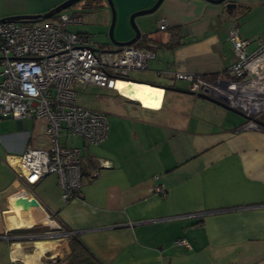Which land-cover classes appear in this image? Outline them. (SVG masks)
Returning a JSON list of instances; mask_svg holds the SVG:
<instances>
[{
  "label": "crops",
  "instance_id": "0c3cea01",
  "mask_svg": "<svg viewBox=\"0 0 264 264\" xmlns=\"http://www.w3.org/2000/svg\"><path fill=\"white\" fill-rule=\"evenodd\" d=\"M63 1L0 0V18L41 14ZM112 1L113 37L127 41L134 34L131 13L156 0ZM99 4L101 14L109 11L104 23L110 25L106 0ZM162 18L167 27L159 30ZM135 22L142 46L154 52L135 76L155 85L159 105L95 88L98 106L89 109L107 114L108 134L92 144L61 133L63 144L81 148L85 169L80 190L67 201L55 175L26 185L3 159L8 173L0 177V264H67L74 234L100 264H264V130H239L242 116L188 93L186 82L172 77L174 71L224 72L234 61L231 23L249 41L247 51L254 50L264 40V0H163ZM104 39L97 43L116 47L108 33ZM14 121L15 130L1 138L4 158L47 144L45 120ZM94 163L109 166H98L90 178ZM21 196L39 203L31 224L17 225L12 215ZM177 238L187 239L191 249L173 244Z\"/></svg>",
  "mask_w": 264,
  "mask_h": 264
},
{
  "label": "built area",
  "instance_id": "2783aa9c",
  "mask_svg": "<svg viewBox=\"0 0 264 264\" xmlns=\"http://www.w3.org/2000/svg\"><path fill=\"white\" fill-rule=\"evenodd\" d=\"M82 22L81 15L65 11L48 19L0 22V121L43 119L48 140L45 146H28L19 154H7L4 161L26 185L55 175L64 201L81 188L82 150L63 144L61 133L92 144L102 142L108 134L107 114L78 105L76 86L93 85L122 93L116 83H133L129 71L145 69L147 61L154 58V52L142 46V38L110 48L88 34L69 30ZM166 27V19H160L158 29ZM228 38L234 61L224 72L203 76L174 71L172 77L186 82L189 92L208 95L241 112L244 122L239 130L262 131L264 126L257 120L264 122V40L247 51L249 41L233 23ZM155 191L164 195L160 186ZM173 244L192 247L185 238H177Z\"/></svg>",
  "mask_w": 264,
  "mask_h": 264
},
{
  "label": "water",
  "instance_id": "95a60500",
  "mask_svg": "<svg viewBox=\"0 0 264 264\" xmlns=\"http://www.w3.org/2000/svg\"><path fill=\"white\" fill-rule=\"evenodd\" d=\"M82 0H65L61 3H59L58 5H56L55 7L51 8L50 10L41 13V14H22V15H13V16H8V17H3L0 18V22H4V21H15V22H21V21H32V20H40V19H48L53 17L54 15L60 13L61 11H64L67 8H70L72 5H74L75 3H78ZM163 0H156L153 5L147 9H141L138 11H135L133 13H131V15L129 16V23L131 28L133 29V36L127 40V41H117L114 37H113V27H114V23H115V18H116V11H115V7L113 4L112 0H106V4L110 9V13H111V21H110V25H109V29H108V38L109 41L112 45L117 46V47H122V46H128L131 45L133 43H135L136 41L140 40L142 38L143 33L141 32L140 28L138 27V25L135 22V17L136 16H141V15H148L153 13L154 11H156V9L160 6V4L162 3ZM209 2H213V3H222L226 0H207ZM231 6V4H227L226 7L229 8ZM134 82H138V83H144V84H148L150 86H155L153 84H149L146 82H142L139 80H133ZM161 88H166L164 86H159ZM188 93H191L188 91ZM197 96L201 99L207 100L209 102H212L216 105H219L237 115H240L242 117H244V115L235 110L230 108L229 106H227L224 102L215 99L213 97H210L208 95L205 94H197ZM264 125V124H263ZM109 164L106 165V167H108ZM15 205L21 207L22 209H26L29 206H38L39 203L38 201L34 198V197H30V198H25V197H17L15 199Z\"/></svg>",
  "mask_w": 264,
  "mask_h": 264
},
{
  "label": "rangeland",
  "instance_id": "374dc122",
  "mask_svg": "<svg viewBox=\"0 0 264 264\" xmlns=\"http://www.w3.org/2000/svg\"><path fill=\"white\" fill-rule=\"evenodd\" d=\"M84 1L85 0L75 3L74 5L71 6V8H67L64 11L70 13L73 8L80 10V8L78 7H81V3ZM98 8L97 7L89 8V9L83 8L80 11L83 15V22L81 24L69 26V30L74 31V29L75 30L81 29L82 31H88L96 42L99 43L101 41L103 42L105 40L104 39L105 35L108 33V29H109V25L107 24L105 25L104 23L106 15H108L109 11L108 13L106 12V14H101ZM105 47L107 46L105 45ZM1 69L2 67L0 66V71ZM136 73L137 72L134 70L129 71L128 78L141 80L135 76ZM96 87L97 86H93V85L76 86L75 90L77 93L76 96L77 104L87 108H96L98 106V102L100 98L99 94H97L99 92L95 90ZM25 122L26 121H24L23 123L25 124ZM15 128H16L15 121L11 118H6L0 121V177L3 176L5 178L8 173L7 168L4 166V162H3L5 150L7 149H5L3 142L1 141V138L7 137L8 133L15 130ZM2 181L3 180L0 178V185L1 183H3Z\"/></svg>",
  "mask_w": 264,
  "mask_h": 264
},
{
  "label": "bare ground",
  "instance_id": "6f19581e",
  "mask_svg": "<svg viewBox=\"0 0 264 264\" xmlns=\"http://www.w3.org/2000/svg\"><path fill=\"white\" fill-rule=\"evenodd\" d=\"M116 86L120 89L122 93L134 99H137L147 107L156 108L160 103V97L158 96V89L155 88V86L153 87L144 83H138V82L129 83L124 81H118L116 83ZM21 197H25V196H21ZM37 208L39 207L29 206L26 209H22L21 207L17 206L16 211L12 213V215H15V217L19 222L17 225H23L25 223H29V224L33 223L35 221L34 218L35 216L33 211L36 210Z\"/></svg>",
  "mask_w": 264,
  "mask_h": 264
},
{
  "label": "trees",
  "instance_id": "16d2710c",
  "mask_svg": "<svg viewBox=\"0 0 264 264\" xmlns=\"http://www.w3.org/2000/svg\"><path fill=\"white\" fill-rule=\"evenodd\" d=\"M88 4H89V6L86 8H96V7L98 8L101 6V4H99V0H90V2H88ZM84 6H87V5H84ZM81 10H82V8H80V10H75V11H72L70 13L82 15V13L80 12ZM79 33H82L85 35L88 34L85 32H79ZM88 35H90V34H88ZM90 36L92 37V35H90ZM92 39H93V37H92ZM145 39H148L147 36H145ZM134 71H136V70H134ZM96 167H98V166H96L94 163L92 166L91 174ZM81 173H82V176L85 174V169L83 167L81 168ZM91 174L89 172L87 174V176H91ZM69 244H70V253H69L68 257L66 258L67 264H100L98 259L87 249L86 246L83 245V243L81 242L79 237H77L75 234L69 236Z\"/></svg>",
  "mask_w": 264,
  "mask_h": 264
},
{
  "label": "flooded vegetation",
  "instance_id": "af4514ba",
  "mask_svg": "<svg viewBox=\"0 0 264 264\" xmlns=\"http://www.w3.org/2000/svg\"><path fill=\"white\" fill-rule=\"evenodd\" d=\"M208 76V75H207ZM262 126H264L263 124H264V122H262V121H259V120H257ZM242 125V124H241ZM241 125L238 127V129H240V127H241ZM255 131V130H254Z\"/></svg>",
  "mask_w": 264,
  "mask_h": 264
}]
</instances>
